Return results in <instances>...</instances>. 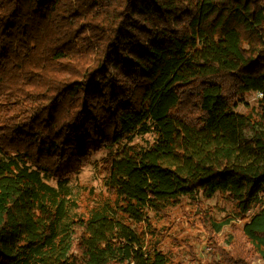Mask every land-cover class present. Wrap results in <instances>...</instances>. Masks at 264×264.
<instances>
[{
	"label": "trees",
	"instance_id": "trees-1",
	"mask_svg": "<svg viewBox=\"0 0 264 264\" xmlns=\"http://www.w3.org/2000/svg\"><path fill=\"white\" fill-rule=\"evenodd\" d=\"M216 195L264 247V0H0V264H174L154 220Z\"/></svg>",
	"mask_w": 264,
	"mask_h": 264
},
{
	"label": "rangeland",
	"instance_id": "rangeland-1",
	"mask_svg": "<svg viewBox=\"0 0 264 264\" xmlns=\"http://www.w3.org/2000/svg\"><path fill=\"white\" fill-rule=\"evenodd\" d=\"M259 95L251 93L237 108L240 112H248L257 108ZM150 137L136 138V141L146 142ZM102 154L96 153L92 159L81 158L80 169L70 172L71 186L75 194L81 198L84 205H93L95 198H107L108 191L103 185L101 175L96 171L94 161L101 159ZM67 175V174H66ZM196 202V203H195ZM213 211L215 217L221 218L227 213L236 215L231 224L225 226L223 231L208 235L205 224L207 221L196 215L198 212ZM168 217L154 220L158 227L165 226L178 239L179 246L173 248V242H167L166 250L173 257L174 264H239L225 259L223 255L231 252L240 257L243 253L250 264H264V247L252 239L244 236L242 227L246 215L240 216L233 209V204L223 196L212 198H199L193 201L187 197L182 198L179 204L168 209ZM176 245V244H175ZM240 250V251H238Z\"/></svg>",
	"mask_w": 264,
	"mask_h": 264
}]
</instances>
